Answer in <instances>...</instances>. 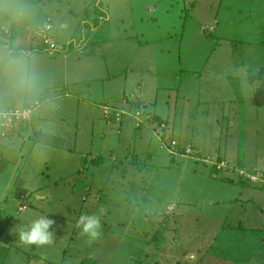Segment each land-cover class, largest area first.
Wrapping results in <instances>:
<instances>
[{
	"label": "rangeland",
	"instance_id": "obj_1",
	"mask_svg": "<svg viewBox=\"0 0 264 264\" xmlns=\"http://www.w3.org/2000/svg\"><path fill=\"white\" fill-rule=\"evenodd\" d=\"M76 1L71 9L84 4L91 22H105L99 9L111 21L83 52L68 48L63 78L64 56L42 54L36 29L67 0H0V121L15 124L0 136V264H264V0ZM73 23H54L52 38L77 40ZM128 71L133 89H161L157 96L176 114L162 137L136 153H127L124 128L118 133L109 122L118 113L103 112L96 94L104 87L96 81L122 80ZM46 89L82 98L36 108L46 120L23 128L15 99L28 92L34 102ZM13 90V99L4 94ZM136 103L132 111L141 113ZM74 129L87 140L83 148L40 139H69ZM100 129L104 156L90 161L97 145L89 139ZM169 138L206 162L168 154L161 139ZM225 154L231 173L219 177ZM82 214L99 215L95 239L77 228ZM41 216L54 221L52 243L24 244L15 229Z\"/></svg>",
	"mask_w": 264,
	"mask_h": 264
},
{
	"label": "crops",
	"instance_id": "obj_2",
	"mask_svg": "<svg viewBox=\"0 0 264 264\" xmlns=\"http://www.w3.org/2000/svg\"><path fill=\"white\" fill-rule=\"evenodd\" d=\"M74 2L76 3L77 1L76 0H67V2L64 4V6L61 7L60 9L53 8V11H52L53 14L51 16L46 15L43 12L45 15L44 18L42 20L39 19V21H40L39 25L41 23L50 24V26H51L49 29L50 35L57 28L54 25V23H57L58 27L60 29H64L70 25L72 26L74 24L73 23L74 19H76V25H75L74 29L79 28V33L81 34L77 40L67 41L64 44L63 43L60 44L57 41H55L54 38H52V36H51L53 42L55 44H57L59 48L57 50H50L49 48H47V50H46V47H47L46 44L40 39V41L43 43V45L40 44V46H39L40 49L42 50V52H41L42 54H46V56L49 55L48 57H54V56H58V55L64 56L63 57L64 65L62 67L63 78L65 77L66 71L68 69L66 67V60H67L66 56L68 54L72 53L68 50V48H70V46L72 45L74 48L73 51H75L76 53L83 52L84 49H86V47L91 43V41L93 39V35L96 34V31L100 30V28L102 26L109 24L111 21V17L103 15L104 11L102 9H99L100 10V12L98 13L99 18H101V19L103 18L105 22H101V20H99L100 22L95 20L93 22H96V24L93 25V22L90 21L91 19L86 17V15L88 14V10L86 11V7L83 6L84 4H82L80 11L74 12L71 9V6H73ZM51 7L49 8L48 5L46 6L47 9L52 10ZM41 8H42V6H41ZM103 9H105V7ZM54 10H56V11H54ZM58 11H59V13H55ZM72 15L75 17H72ZM77 19H78V21H77ZM97 24H98V26H97ZM95 26H97V27L95 28ZM132 44L133 43H128L127 45L131 46ZM44 46H46V47H44ZM86 53L89 54L88 51ZM89 56L90 55H88V57ZM131 69L133 71V68L129 67V70H131ZM127 73L128 74L122 80L120 79L121 75L119 76L118 74H116V75H114V77L113 76H106V81H105L106 83L105 82L100 83L99 81H96V83H99V85L103 84V86H104V87H102V85H101V87L97 89L96 94H99L101 97L100 101L103 103V104L101 103V107L103 109V112L108 111V112L118 113L117 114L118 119L115 116V120H114V118H113L114 121L109 119V122H115V123L117 122L116 126H118V131H117L118 133H120L122 131L121 128H124L123 130H125L126 133L123 135V137L125 136V139H129V140H127L129 142V143H127L128 144L127 153H129V150H132L133 153H136L137 150H140L141 148H144L146 146H150L151 143L155 139L158 140V138L160 136L162 137V135L164 134V130H165L163 128L164 127L166 128V123L163 122V124L161 126H159V125L156 126V124L153 123V126L156 127L155 130H158V131H156L158 133L154 132V130L152 129L153 128L152 125H149L147 123H145L143 126H141L142 127L141 129H144L147 131L146 132L141 131L140 127L137 128V127L133 126V111H132L133 103H135V102H137L136 104L142 103L141 106L144 105L146 109H147V107H149L148 111H150L151 113H154L157 116V118H160L164 121L165 120L168 121L170 123V124H168L170 128L174 122L173 120L175 119L176 114H175L174 109L172 110L170 108V106H168V100L167 99H164L162 101L161 94H160V97L157 96L159 93H161V89H153L152 87L149 89H133V72L128 71ZM155 79L152 80L153 81L152 83H154L155 81H159L158 79H156V80ZM120 85L122 86V89H120ZM151 86L155 87L156 84H151ZM160 87H163V86H160ZM15 90L9 91V92L4 93V94H9L7 96H10V98L13 99L12 96H15L13 94ZM30 91L32 92V91H34V89H30ZM31 92H29V94ZM27 93L28 92H25L24 95L18 96V98L15 99V101L20 102V106L14 107V109H17L16 111H19V112L25 111V113H26V117H27L26 119H23V120L19 119L18 120L19 122H22L21 124H23V128L25 127V124H27V123H29V125L32 128H34V125H32L33 123L36 124L39 121L46 120L45 118H44V120L39 118V116L35 113L36 108H39L41 106H47V108L54 106L55 108H59L60 107L59 101L62 98H65L68 96H74V97H77L78 99L82 98L81 94H78L76 96L69 94L70 92L68 91V89H60V90L59 89H46L42 93L37 92L38 96L36 97L35 101L30 102L31 100H28L29 98L27 99V97H28ZM89 104H92L96 107L97 103L95 101H89ZM151 108H153V110H151ZM181 109H182V107H181ZM7 112H9V111L2 112V113H7ZM165 112H167V113H165ZM170 112H171V114H170ZM124 117H126V122H125ZM65 122H67V120H65ZM15 123H17V122H15ZM14 125L15 124L11 120L9 122L7 120L6 121L1 120L0 121V136H3L4 135L3 133L10 130V128H12V126H14ZM18 126H19L18 128H20L21 125H18ZM75 127H76V125H74V128ZM36 129H37L38 133L41 131L38 128H36ZM91 129H92V127H91ZM134 129H136V130H134ZM137 130H139V132H137ZM77 132H79V131L77 130ZM77 132H76V130L70 132L69 133V139H65V137H60L61 139L59 140V136L51 135V134H47L48 136H45V134H44V136H42L40 139L45 140L50 146H58V144H60L61 148H63L62 146L64 144L71 143L74 145V147L70 146L68 149H70V148L75 149L77 146H78V148H83L84 145H86L87 140L83 139ZM100 133H102L101 129L95 131L92 134L91 138L89 139L90 144L92 146L95 147L97 145V149L95 151L98 150L97 152L92 151L95 153L91 152V154H89V157L92 154H97L96 157L93 156V160L91 158H89L90 161H94V160L98 161V159L101 160V157L104 156V154L101 153L102 148L99 147V145H100L99 140L100 139L98 140L97 136L95 135V134H100ZM38 137H40V136H38ZM170 140L171 139L169 138V141ZM173 140L176 142L175 139H173ZM55 141H58V142H55ZM161 141L163 144L162 147L165 150L167 149L168 154L172 155V153H170V149H171L170 143L164 142L162 139H161ZM53 143H54V145H51ZM186 145H184V146H186ZM179 146L180 145H178V143L176 142L175 151L178 154H181L180 155L181 158H185L186 156L187 157L194 156L195 158L198 157L201 162H206V160L203 159L202 157H199L198 155H193L191 153V151H192L191 148L190 149L188 148L189 146H186V147H184V146L179 147ZM112 147H113V145H112ZM185 148H188L187 154H185ZM113 151L114 150H112L111 153L115 157V153L117 150L114 152ZM178 154H176L174 152L173 157H175V155H178ZM129 156L133 157V154L128 155L127 157H129ZM180 156L178 155V157H180ZM223 157H225L224 158L225 161L220 162V163H216L217 164L216 168L219 170H216L215 172L221 171L219 177L222 176L223 174H227V175H225V177H228L229 174L231 173V172H228L229 169L231 168V166H229L228 164L232 163V161L229 160L228 157L226 159V154ZM85 158H87V155L85 156ZM135 159H136V161H139V160H137V157ZM126 160L128 161L130 159H126ZM134 161L135 160L133 159V163H134ZM164 167L167 168V165H165ZM134 168L137 170L135 164H134ZM140 171H142V170H140ZM239 171L243 172L244 170H239ZM209 172H210V170H209ZM204 174L207 175L206 173H204ZM218 178H216V179L218 180ZM84 179H86V178H84ZM86 181H88V183L86 185V187L88 188L91 185V182L88 178ZM230 181L231 180L226 179L227 183H230ZM220 184L227 185L226 183H220ZM94 186H96V185H94ZM21 197H22V195H21ZM218 199L219 198H216L214 201H221ZM149 216L150 215H148L147 217H149Z\"/></svg>",
	"mask_w": 264,
	"mask_h": 264
},
{
	"label": "clouds",
	"instance_id": "obj_3",
	"mask_svg": "<svg viewBox=\"0 0 264 264\" xmlns=\"http://www.w3.org/2000/svg\"><path fill=\"white\" fill-rule=\"evenodd\" d=\"M53 222L52 219L41 216L28 224L20 225L15 230L18 231L19 239L24 244L37 246L51 244L53 233L48 229ZM76 226L81 229L82 235L87 236L89 239H95L101 230L100 217L97 214H82Z\"/></svg>",
	"mask_w": 264,
	"mask_h": 264
},
{
	"label": "built area",
	"instance_id": "obj_4",
	"mask_svg": "<svg viewBox=\"0 0 264 264\" xmlns=\"http://www.w3.org/2000/svg\"><path fill=\"white\" fill-rule=\"evenodd\" d=\"M50 24H46L43 23L40 27L39 30L37 32V34L39 35V38L46 44L47 48H49L50 50H57L59 47L57 44H55L52 40V38L49 36V29H50ZM25 114V111L23 112H18L15 111V115H13L15 118H24L23 115ZM140 115L139 111H136L133 115L134 119H137L136 124L138 125V116ZM4 117V116H3ZM117 119H118V115H117ZM170 145H171V149H170V153H172V150H174V152L177 154V152L175 151L176 148V142L174 140H170ZM188 152V148H185V154H187Z\"/></svg>",
	"mask_w": 264,
	"mask_h": 264
},
{
	"label": "trees",
	"instance_id": "obj_5",
	"mask_svg": "<svg viewBox=\"0 0 264 264\" xmlns=\"http://www.w3.org/2000/svg\"><path fill=\"white\" fill-rule=\"evenodd\" d=\"M43 23H41L40 25H38V28L36 29V32H38V30H39V27L42 25ZM49 33V36L51 37V35H50V31L48 32ZM138 106H140L139 104H138ZM143 107V109L141 110V113H140V115L138 116V127H141V126H143L145 123H147L148 124V122L150 121L151 123H155L156 124V126H161L162 124H163V122H165L164 120H162V119H160V118H157V117H155V116H153V114L150 112V111H148L146 108H145V106L143 105L142 106ZM133 115H134V112H133ZM136 121H137V119H134L133 118V126H135V127H137L135 124H136ZM80 264H95V261L94 260H92V259H87V260H82L81 262H80Z\"/></svg>",
	"mask_w": 264,
	"mask_h": 264
},
{
	"label": "water",
	"instance_id": "obj_6",
	"mask_svg": "<svg viewBox=\"0 0 264 264\" xmlns=\"http://www.w3.org/2000/svg\"><path fill=\"white\" fill-rule=\"evenodd\" d=\"M20 196H19V198L21 197V195H22V192H20V194H19Z\"/></svg>",
	"mask_w": 264,
	"mask_h": 264
}]
</instances>
